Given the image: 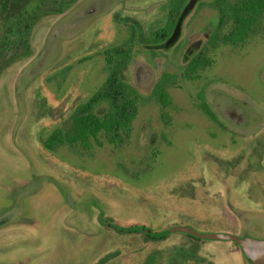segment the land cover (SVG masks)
<instances>
[{"label": "flooded vegetation", "instance_id": "obj_1", "mask_svg": "<svg viewBox=\"0 0 264 264\" xmlns=\"http://www.w3.org/2000/svg\"><path fill=\"white\" fill-rule=\"evenodd\" d=\"M27 1L0 0V87L15 64L34 55L31 35L36 27L58 17L53 36L31 69L36 74L30 77V67L20 73L14 97L25 108L31 83H41L35 119L40 140L37 147L27 149L37 155L39 165L49 164L50 173L54 171L50 176L43 170L42 180L50 181L44 180V185L59 192L60 182L79 186L91 190L94 199L84 210L76 208L89 221L91 255L60 264H221L219 250L211 251L201 241L231 243L223 250L233 264L238 260L253 264L239 241H264L250 236L264 223V105L242 101L245 107L239 106L238 99L219 92L220 75L209 79L206 72L219 73L221 48L243 52L251 40L264 34V0H198L182 21L191 0H71L66 12L46 17L30 16ZM59 4L60 0H50L48 7L59 9ZM253 6L262 7L258 15L246 18L254 26L238 34L236 42H226L227 36L236 34L231 30L238 18L224 16L223 9L231 8L235 14L237 8ZM205 7L217 15L193 38L190 29ZM180 21L177 38L167 45ZM62 22L67 24L66 32H61ZM75 28L78 33L72 32ZM51 51L54 58L49 65L43 58ZM207 80L210 85L201 99L199 84ZM178 84L197 87V97L188 92L183 100L173 98L171 89ZM186 99L205 102L220 122L228 119L230 126L216 129L227 140L202 145L178 177L148 186L140 176L154 170L147 163L148 155L154 151L156 156L154 147L161 141L162 146L171 145L160 136L169 134L175 120L187 115L180 104ZM176 105L182 109L178 113ZM153 106L155 116L147 113ZM201 111L197 108V114ZM157 120L162 127L157 128ZM91 163L104 164L108 174L92 173ZM28 189L22 195H36ZM61 194L71 207L69 193ZM106 200L120 203L123 211L110 212ZM151 200L155 206L145 203ZM13 206L0 212V264L4 259L13 264H57L47 260L45 250L28 257L26 225L32 227L33 222L18 219ZM184 220L199 227L225 226L231 232H200L180 225ZM187 230L220 238H201ZM16 245L20 256L12 255Z\"/></svg>", "mask_w": 264, "mask_h": 264}, {"label": "rangeland", "instance_id": "obj_2", "mask_svg": "<svg viewBox=\"0 0 264 264\" xmlns=\"http://www.w3.org/2000/svg\"><path fill=\"white\" fill-rule=\"evenodd\" d=\"M216 15L217 12L213 8H203L198 13V20L193 22V27L190 29L191 32L193 31V33H195L193 38L197 35V31ZM67 16L68 14L62 16L61 21ZM58 22V17H51L43 20V23L36 27L31 35L32 47L35 50L34 55L27 60L15 64L2 78L0 87V212L4 211L5 208L12 204L14 205L13 208L16 210L18 219L33 222L31 223L32 227L29 224V226L26 225L29 229V235L27 236L28 239L25 241L24 250L28 252L29 258L30 255H38L45 250L49 253L44 255L47 257L48 261L51 260L60 264V262L63 263L64 261L84 260L85 257L87 258L91 255V242L88 241L90 239L89 236H87L91 234V229L83 210L92 203L94 200L93 195L90 193L91 190L89 189L84 190L79 188V186L72 188L71 185L67 183H62L61 185V182L58 184V187H60V191L62 192H59L57 187L51 190L49 184L46 183L49 180L47 178L42 180L40 175H44V171L48 172L45 175L50 176L53 175L54 171L50 173L52 169L48 168L50 167L49 164H46L48 167L39 165L37 155L31 153L27 149L28 147H37L40 140L36 132L38 126L35 123V119L39 111L36 103V91L41 83L37 80L31 83L32 86L25 95V99L27 100V103L25 100V108L19 107L14 97V88L19 82L18 78L20 73L24 69H27V67H30L28 70L31 72V69H33L32 67L40 61L45 42L53 36L54 27ZM61 25V32H66L63 26L67 29V24L65 25L64 23ZM73 30V33H78L77 28ZM61 50L62 48L60 46L57 53L61 52ZM237 50L239 49H233L232 47L221 48L220 53L217 54V56L219 55L217 59L220 57V61L218 62L217 60L220 65H218L220 74L218 70L214 71L215 69H212L206 72V75L209 79L218 78L220 75L219 80L222 83L219 85V92L238 99L239 106L243 105V107H245L242 101H253L257 106L260 104L264 105V34L251 40L247 49L243 52H239L240 50L235 52ZM47 53L48 54H45L43 59H45L44 63L46 62L50 65L53 63L51 61L54 58L53 52ZM35 74L36 73L31 72L30 77L32 78ZM210 81L211 80H207L199 84L198 96L201 99H205L203 96L204 91L210 85ZM49 85L51 86V84ZM178 86L172 87L171 89L173 98L178 97L183 100L186 98L188 92L193 95L197 94V87H194L192 84H188V86H181L178 84ZM18 96H20V94ZM180 104L187 115L184 116L183 119L175 120L174 128L169 134H161L160 136V139L167 138L171 145L162 146L164 145V141H161L159 143L160 145L158 144L154 147L157 148L156 156L154 151H152L147 159V163L151 165V171L153 168L154 170L151 175L148 171H143L140 175L141 179L145 181L144 184L148 186L161 184L172 180L174 177H178L181 172L186 170L188 167L187 165L192 163V152L199 150L198 148H201L202 145L216 146L227 140L225 134L218 130L216 132V129L223 125L230 126V121L228 119H223L220 122L217 117L212 115L208 105H204L205 102L197 104L186 99ZM181 108L176 105L175 111L178 113V111L182 110ZM197 108H201V113L197 114ZM25 111L27 115L24 113ZM188 112L196 113H191L190 115ZM147 113L155 116L156 112L154 106L151 107ZM206 113L209 119L206 117ZM157 121V128L159 126L162 127L161 122L159 120ZM6 128H8L7 130L9 131H6ZM4 133H9V136H4ZM88 167L94 174L105 175L109 172L107 170L108 168L102 163H91ZM44 180L47 186L44 185ZM42 185H44L45 189L40 188ZM27 189L34 190L36 195H22ZM61 193H69L68 202L72 208L64 203ZM106 201L104 202L107 204H104V206L115 215L123 211V205L120 203L112 200ZM154 201L158 206L160 200L157 199ZM102 202L101 200V203ZM145 203H150L152 206H155L152 200ZM80 207H82L83 210L78 212L76 208ZM70 208L73 211H70ZM179 224L192 227L200 232H231L225 228V226L199 227L189 220H184ZM174 235L185 236V234L182 233ZM250 236L263 239L264 223L262 230H256L250 233ZM7 240L10 241V239ZM201 242L202 244L205 243V246L211 251L219 250L218 257L221 258V264H233L232 261L226 257L223 250L227 248V246H232L231 243L218 241ZM5 244H3V246ZM20 254V245H16L12 255L20 256ZM7 260L8 259H4V263H2L13 264L9 263ZM239 263V260L235 261V264Z\"/></svg>", "mask_w": 264, "mask_h": 264}, {"label": "trees", "instance_id": "obj_3", "mask_svg": "<svg viewBox=\"0 0 264 264\" xmlns=\"http://www.w3.org/2000/svg\"><path fill=\"white\" fill-rule=\"evenodd\" d=\"M49 1L50 0H28L27 1L28 3L27 10H29L28 14L32 17L36 15H41V16L46 17L48 15H52L53 12H59L63 14L69 9L70 4H71L70 3L71 0H60L59 9H54L52 5L48 7ZM20 9L26 10V8L24 7H20ZM223 10H225V13H223L224 16L231 17L235 15L238 18L237 26L231 30L232 33H236V34L227 36L226 38V42H229V41L236 42L237 41L236 37L238 34H241L242 32H247L249 30V26H254V22H250L246 18H250L255 15H258V13L261 12L262 7L253 6L252 9L247 7L246 9L243 8L240 11H239V8H237V11L235 12V14L232 13V11L234 10L231 8H224Z\"/></svg>", "mask_w": 264, "mask_h": 264}, {"label": "water", "instance_id": "obj_4", "mask_svg": "<svg viewBox=\"0 0 264 264\" xmlns=\"http://www.w3.org/2000/svg\"><path fill=\"white\" fill-rule=\"evenodd\" d=\"M197 1L198 0H191L189 2V4L187 5V7L185 8L182 14L181 21L194 8ZM181 21L178 23L176 31L167 45H170L171 43H173L175 39L177 38L180 32ZM187 231L201 238H211V239L220 238L219 236H213V235H201L192 230H187ZM239 242L246 256L252 261L253 264H264V241L246 240V241H239Z\"/></svg>", "mask_w": 264, "mask_h": 264}]
</instances>
